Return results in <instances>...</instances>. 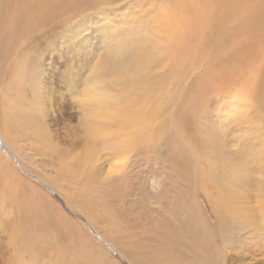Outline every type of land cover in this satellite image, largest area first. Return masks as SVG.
Masks as SVG:
<instances>
[{"label": "bare ground", "instance_id": "6f19581e", "mask_svg": "<svg viewBox=\"0 0 264 264\" xmlns=\"http://www.w3.org/2000/svg\"><path fill=\"white\" fill-rule=\"evenodd\" d=\"M87 28L92 31L83 35ZM258 30L264 32V0H0V87L8 84L4 73L10 75L13 88L6 100L14 106L19 127L34 140L48 142V126L31 114L33 104L24 95L19 77L25 75L30 54L43 45V51L52 47L48 57L55 58L50 67L44 66L47 69L42 77L54 74L58 85L67 86L71 98L90 97L79 100L83 108L90 106L84 108L80 123L91 142L109 139L108 127L124 130L113 143L117 151L141 157L140 163L149 164L150 173L157 163V172L167 176L165 188L147 194L144 213L136 210L130 199L139 186L128 188V176L104 183L96 179L97 188H102L99 194H118V209L109 206L113 204L104 206L107 216H103L105 225L100 226L82 207L90 222L122 255H138V264H217L227 261V248L231 252L243 244L236 236L239 231L251 228L258 233L250 224L255 219L244 212L256 183L264 192V141H259L264 138V36L260 37ZM48 39L52 46L44 44ZM60 39L75 43L61 48L56 46ZM198 69H202L201 75L195 72ZM238 84L244 88L240 95L251 96L249 102L260 110L238 119L240 136L235 137V152L227 148V138L210 122V101L230 94ZM8 113L6 107L2 116L10 129ZM249 128L252 132L246 137ZM229 132L227 127L224 133ZM240 141L244 144L241 148ZM53 145L50 149L55 152V142ZM227 155L239 158L230 163L231 173H213L211 164L227 159ZM224 163L227 166V161ZM256 175H260L258 180ZM231 183L241 189L235 191ZM197 196L212 207L216 225L207 218ZM25 197L27 208L46 217V223L66 234L75 233L70 219L54 210L55 214L52 207L46 209L36 190ZM144 215L147 221L142 225L138 220ZM23 227L19 237L29 254H41L39 238ZM138 228L147 233L144 240L132 239ZM78 240L79 250L89 254L83 252L80 235ZM128 246L137 254L127 251ZM43 255L51 257L48 250ZM85 262L90 264L92 259L85 257ZM96 264L104 263L99 260Z\"/></svg>", "mask_w": 264, "mask_h": 264}, {"label": "rangeland", "instance_id": "374dc122", "mask_svg": "<svg viewBox=\"0 0 264 264\" xmlns=\"http://www.w3.org/2000/svg\"><path fill=\"white\" fill-rule=\"evenodd\" d=\"M154 1L158 2L160 0ZM121 10L122 8L117 9L118 15L121 14ZM91 31L90 28H87L84 29L82 34H89ZM257 33L260 37L264 36L263 31L258 30ZM58 36L57 34L54 35L56 38ZM66 39H60L61 42L58 41L56 46L63 48L66 44L73 45L75 43L73 40L77 38L69 42ZM49 40H46L48 43L44 44L48 45L50 43ZM104 45L106 46L107 42ZM43 47L38 49L35 52L36 54L29 55L30 63L27 61L28 65L25 75L20 76L19 81L25 90L24 95L26 94V98L33 104L30 103L32 105L31 114L41 118L43 124L46 127L48 126L47 129L50 132L48 142L44 143V141L39 142L38 140H34L29 133H25L24 128L19 127L14 106L9 103V100H6V97H9L8 94L13 88L10 75L4 73V77H8V84L4 85V88L0 87V264H82L81 260L84 261H82L83 264H86L85 257L92 259L90 264H96L99 260L104 264H138V260L141 258H138V255H122L118 248L110 240L108 241L100 228L90 222L82 207L92 214L95 219L97 218V223L100 226L105 225L103 216L106 217L107 214L104 206L113 204L109 206L118 209V206L115 205L118 203L116 199L118 194L114 193L111 197L109 195L105 196L103 192L99 194L102 188H97L96 179L104 183L105 181H117L128 176L127 181L130 182H128V188L139 186L138 189L132 192L133 194L130 199L134 200V208L142 213L147 208V194L160 190L162 187L165 188L167 176L164 172H161L162 174L157 172V163H155V168L150 173L148 170L149 164L140 163L141 157L139 158L137 155L135 157L133 152L119 153L118 151L120 150L117 151L113 143H115L118 133H125L124 130L121 132L112 131L113 128L108 127L110 133L109 139H94L91 142L85 127L80 123V117H83L84 108H90L89 105H85L83 108L84 105L81 104V101H87L90 97H83L81 95L71 98L72 96L67 86L64 84L58 85L54 74L52 76L46 74L45 77H42V73L47 69L44 66L49 65L50 67L52 60L55 58L53 57L52 60H49L50 57H48L52 47L47 48V51H43ZM34 60L36 61L34 62ZM57 64L60 66L59 63ZM8 69L10 70V67ZM195 72H197V75H201L202 69H198ZM253 73H249L248 77H251ZM22 80L24 81L21 82ZM87 85L89 86L88 90H91L92 84L88 82ZM118 87L121 89L120 85ZM243 89V86L238 84L236 88L230 91V94L217 95L216 98L212 97L210 101V122L218 132L224 134L225 138H227V148L235 152L238 149V142L235 141V137L240 136L237 123L241 120L238 119L248 117L251 112L260 110L249 102L252 99L251 96L247 99L246 95H240V91ZM18 91L23 92V89L19 87ZM80 98L81 101L79 100ZM39 101L41 102L40 104ZM6 107L9 109L7 116L11 118L9 120L13 125L10 129H8L4 122L5 116H2L6 112ZM227 127L230 129L228 134L224 133ZM33 132L36 133V130ZM251 132L252 129L249 128L245 136H249ZM259 141L263 142L264 138L260 137ZM54 142L55 149H53L55 152L50 149L54 146ZM111 145L112 147H110ZM239 145L240 148L244 146L241 141ZM56 148L60 153H57ZM63 151L64 154L61 156L60 154ZM91 151H93V154ZM137 157L139 165L135 164ZM252 159L254 157L249 158V160L253 161ZM224 160L227 161V166ZM237 160L239 158L231 155H227V159H217L211 164L213 169H215L213 173L218 175L223 170L231 173L229 167L232 165L230 163H236ZM142 165L146 167L144 168ZM258 168L259 171L257 173L260 174L261 169L260 167ZM92 172H95L97 177ZM258 177L260 178V175ZM259 178L256 175L255 180ZM231 186L235 191L241 189L232 183ZM35 190L41 196L40 200L43 203L45 202L46 209L51 211L50 209L53 208V211H59L61 216H64L67 220L70 219L68 222L73 227V233L75 232L73 235H70L69 232L68 235L63 231L55 229L50 223H46V217H41L36 212L33 213L32 208H27L29 205L27 204L28 200L25 197V193L30 194L35 192ZM249 193L250 198L244 203V212H248L255 219V221H250V224L257 228L258 233L252 232L251 228L245 229V231L242 229L243 232L242 230L239 231L236 236L240 238V242L243 244L239 245L237 250L241 247L242 249L230 252L227 248V261L218 262L217 264H264V192L259 191L258 183H256ZM197 198L201 201L207 218L216 225L217 219L212 215V207L204 201L202 196H197ZM157 207H159L158 204L155 208ZM25 208L28 211H25L27 210ZM55 214L57 213L55 212ZM138 221L142 225H145L147 219L144 215ZM256 223L259 224L257 225ZM23 225L32 229L35 239L39 238L42 248L41 254L34 256L29 254L30 251L26 249V244L19 237L20 232L24 230ZM137 231L132 236V239L144 240L147 233L142 232L140 228ZM110 234L109 232L108 236ZM78 235L81 236L80 245H85L83 252H89V254H83L79 250L77 246L79 245ZM119 240L122 244V238ZM90 245H92L91 248ZM129 247H127V251L132 250L137 254L134 248L129 249ZM98 249L101 250L102 256L98 255L97 258ZM47 250L51 257L43 255V251L47 254ZM133 257L138 259L135 261ZM70 258H75V262L70 263Z\"/></svg>", "mask_w": 264, "mask_h": 264}]
</instances>
